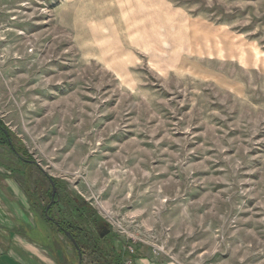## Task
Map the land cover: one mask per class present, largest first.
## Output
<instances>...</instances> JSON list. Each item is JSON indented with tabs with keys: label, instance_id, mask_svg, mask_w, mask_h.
I'll return each mask as SVG.
<instances>
[{
	"label": "rangeland",
	"instance_id": "374dc122",
	"mask_svg": "<svg viewBox=\"0 0 264 264\" xmlns=\"http://www.w3.org/2000/svg\"><path fill=\"white\" fill-rule=\"evenodd\" d=\"M0 120L56 220L81 196L113 246L264 264V0H0Z\"/></svg>",
	"mask_w": 264,
	"mask_h": 264
},
{
	"label": "crops",
	"instance_id": "0c3cea01",
	"mask_svg": "<svg viewBox=\"0 0 264 264\" xmlns=\"http://www.w3.org/2000/svg\"><path fill=\"white\" fill-rule=\"evenodd\" d=\"M12 155L23 166L31 167L32 164L22 161L14 151ZM3 158L0 153V264H61L65 247L71 254L72 250L58 238L55 229L51 231L44 224L47 223L42 214L45 195L38 187L35 191L30 188V178L25 172L9 166L11 157ZM125 254L128 255L125 264L127 261L173 264L158 261L145 247H139L134 256ZM69 260L74 264L73 257Z\"/></svg>",
	"mask_w": 264,
	"mask_h": 264
},
{
	"label": "trees",
	"instance_id": "16d2710c",
	"mask_svg": "<svg viewBox=\"0 0 264 264\" xmlns=\"http://www.w3.org/2000/svg\"><path fill=\"white\" fill-rule=\"evenodd\" d=\"M0 146L9 147L16 153V155L26 159V154L14 146L11 133L3 125L1 120ZM53 181L56 188H58L57 181ZM63 205L66 207L69 214V218H65L62 223L64 226L69 227V229H67L69 236L66 235L65 238L71 244L70 249L73 251L71 254L65 247L62 252L63 261L61 264H72L69 260L70 257L74 258V264H84V252L99 255L98 260L100 264H125L127 254L123 252L124 247L112 245L113 235L110 237L105 236L103 238L104 230L107 228L108 223L99 215L97 210L90 203L81 196H76L74 198L67 196L63 201ZM46 208L47 206L42 210V214L47 223L51 225V220L47 219L45 216ZM48 217L56 220L50 212L48 213ZM53 227L55 231L60 234V231L57 230L55 226ZM73 241L76 243L77 248L74 246ZM79 253H81V258Z\"/></svg>",
	"mask_w": 264,
	"mask_h": 264
},
{
	"label": "flooded vegetation",
	"instance_id": "af4514ba",
	"mask_svg": "<svg viewBox=\"0 0 264 264\" xmlns=\"http://www.w3.org/2000/svg\"><path fill=\"white\" fill-rule=\"evenodd\" d=\"M57 189V188H56ZM58 192H56V195H55V197L53 198V197H51V202H50V204L49 205H51V207H50V209H49V211H48V213L50 212L51 213V215H52V213H53V210H54V208H56L60 203H61V199H60V197H59V194H57ZM48 205V206H49ZM47 206V207H48ZM47 209V208H46ZM45 216H46V210H45ZM52 220H51V223L53 224V226H55L56 228H57V230H59L60 231V234L61 235H63L64 237L66 236V234H68L67 233V229H69V227L68 226H64L62 223H63V221H56V220H53V218H51ZM108 227L109 226H107V228L104 230V234H103V238L105 237V236H109V235H112V230H110V229H108Z\"/></svg>",
	"mask_w": 264,
	"mask_h": 264
},
{
	"label": "water",
	"instance_id": "95a60500",
	"mask_svg": "<svg viewBox=\"0 0 264 264\" xmlns=\"http://www.w3.org/2000/svg\"><path fill=\"white\" fill-rule=\"evenodd\" d=\"M20 159H21L22 161L26 162V163H29V164H32V163H33L32 161H28V160H25V159H22V158H20ZM49 182H50L51 187H52V190H53L52 197L54 198L55 195H56V191H57V189H56V186H55V184H54V182H53L52 179H49ZM50 207H51V205H49V206L47 207V209H46V218L49 219V220H52L50 217H48V211H49ZM66 235L69 236V234H66ZM73 243H74V246L77 248L76 243H75L74 241H73ZM79 255H80V258H81V253H79ZM79 264H81V263H79Z\"/></svg>",
	"mask_w": 264,
	"mask_h": 264
},
{
	"label": "built area",
	"instance_id": "2783aa9c",
	"mask_svg": "<svg viewBox=\"0 0 264 264\" xmlns=\"http://www.w3.org/2000/svg\"><path fill=\"white\" fill-rule=\"evenodd\" d=\"M158 250H161V249H158ZM126 252H128V254H130V255H135L136 254V250L131 245L127 246ZM159 254L160 253L157 252V248H155L154 251H153V255H155V257H156ZM126 264H131V261H127Z\"/></svg>",
	"mask_w": 264,
	"mask_h": 264
}]
</instances>
